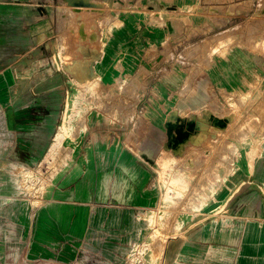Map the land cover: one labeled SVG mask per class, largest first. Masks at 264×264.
Instances as JSON below:
<instances>
[{
    "label": "rangeland",
    "instance_id": "1",
    "mask_svg": "<svg viewBox=\"0 0 264 264\" xmlns=\"http://www.w3.org/2000/svg\"><path fill=\"white\" fill-rule=\"evenodd\" d=\"M5 1L0 55L8 62ZM58 12L57 52L41 58L54 69L27 70L14 85L63 99L58 132L37 165L11 151L12 85L0 69V264H159L169 240L225 225L235 191L264 195V0H61ZM95 123L107 133L87 134ZM178 123L192 136L182 147L173 143ZM118 158L134 164L122 167L127 193L151 187L149 199H124L142 203L139 213L87 234L84 225H50L72 213L56 206L81 184L71 174L99 179ZM102 184L88 182L91 193ZM138 227L141 242L128 245Z\"/></svg>",
    "mask_w": 264,
    "mask_h": 264
},
{
    "label": "crops",
    "instance_id": "2",
    "mask_svg": "<svg viewBox=\"0 0 264 264\" xmlns=\"http://www.w3.org/2000/svg\"><path fill=\"white\" fill-rule=\"evenodd\" d=\"M60 1L7 0L3 5L7 6L3 16L8 23V31L5 32L7 34L4 33V41L1 44L5 48L4 52L14 57L13 61L6 62L0 55V69L9 71L8 79L12 85L6 125L14 144L12 153L20 161H29L31 165H37V160L43 157L58 132L60 102H63V99L54 94L32 93L26 86L17 88L14 85H22V82L29 79L30 76H25L27 70L54 69V63L43 64L41 58L44 54L57 52L56 21L59 19ZM28 55H36L35 61L30 62ZM38 75L42 74L34 72L33 77L37 79ZM53 77L55 76L51 78ZM51 90L55 93V89ZM86 133L97 136L107 131L101 123H95L88 126ZM86 162L80 164L90 165ZM110 164L116 169L113 172L102 169L99 179L91 174H86L81 179L80 175H70L73 176V182L81 181V184L77 189L67 192L70 200L64 203L57 201L56 206L61 204L67 210H72V213H62L57 221L50 225H84L83 233L87 234L91 225H122L123 215L141 211L144 206L142 203L130 205L131 203L124 199H149L153 197L151 187L137 189L132 186L127 193L121 186L124 175L122 167L134 164L123 163L122 158L115 159L108 165ZM135 165L143 166L142 162ZM146 178V183L151 180V176ZM91 180L105 183L100 185L104 188L95 194L91 193L88 185ZM113 182L114 184H111ZM130 182L136 181L132 179ZM248 191H235L232 196L228 193L230 198L227 201L225 225L219 220L212 221L164 244L159 264H264V195L249 197L246 195ZM57 192L62 193L61 190ZM146 204L148 205V202ZM81 214L85 220L75 221V215ZM139 230L138 227L137 234L128 245L141 242Z\"/></svg>",
    "mask_w": 264,
    "mask_h": 264
},
{
    "label": "bare ground",
    "instance_id": "3",
    "mask_svg": "<svg viewBox=\"0 0 264 264\" xmlns=\"http://www.w3.org/2000/svg\"><path fill=\"white\" fill-rule=\"evenodd\" d=\"M80 118H79V120H81L82 119V117H83V115H80L79 116ZM83 120V119H82ZM200 124V123H199ZM202 128V127H201ZM70 129H73L72 127H68V128H65L64 129V127H62V131L63 130H65V132L66 131H69ZM203 129V128H202ZM206 130V129H205ZM176 131H177V135L175 136V142H173V143H176L177 145H180L181 147L183 146V139H186V138H191L192 136H191V133H190V131H188V130H186L185 128H184V126H183V124H180V123H178V124H176ZM62 135H64V133L63 134H61V136ZM176 146V145H175ZM135 171V170H134ZM215 191H216V184L215 183H213V184H211L210 185V187L208 188V190H207V192H204V201L206 202L210 197H212L214 194H215ZM194 208H196V209H199L200 207L199 206H193ZM117 209V208H116ZM99 218V217H98ZM130 218V217H129ZM108 219V218H107ZM118 222H119V220H118ZM79 224V223H78ZM94 224V223H93ZM89 232V231H88ZM87 232V233H88Z\"/></svg>",
    "mask_w": 264,
    "mask_h": 264
},
{
    "label": "built area",
    "instance_id": "4",
    "mask_svg": "<svg viewBox=\"0 0 264 264\" xmlns=\"http://www.w3.org/2000/svg\"><path fill=\"white\" fill-rule=\"evenodd\" d=\"M5 125V132H6V136L8 137V138H10V132L8 131V129H7V127H6V124H4ZM139 245V244H138ZM136 262H142L141 260H138V261H136Z\"/></svg>",
    "mask_w": 264,
    "mask_h": 264
}]
</instances>
